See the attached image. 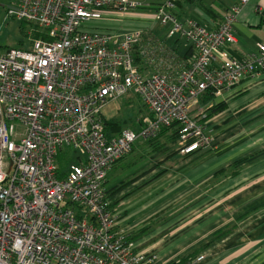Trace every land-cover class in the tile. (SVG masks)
<instances>
[{"label":"built area","instance_id":"2783aa9c","mask_svg":"<svg viewBox=\"0 0 264 264\" xmlns=\"http://www.w3.org/2000/svg\"><path fill=\"white\" fill-rule=\"evenodd\" d=\"M249 1L208 29L181 19L178 0H163L149 12L167 28L162 36L153 26L95 27L106 10L124 14L151 0H17L9 8L7 17L34 29L30 49L0 52V264H175L137 251L118 229L108 174L138 141L174 125L182 155L212 146L201 100L264 72V43L242 59L226 49ZM170 41L191 44L192 54ZM131 94L145 107L139 129L108 137L104 110ZM60 154L72 158L63 179Z\"/></svg>","mask_w":264,"mask_h":264},{"label":"crops","instance_id":"0c3cea01","mask_svg":"<svg viewBox=\"0 0 264 264\" xmlns=\"http://www.w3.org/2000/svg\"><path fill=\"white\" fill-rule=\"evenodd\" d=\"M237 2L178 0L176 13L214 29ZM117 15L106 10L95 27L113 32L115 27L104 24ZM234 31L237 43L227 51L241 59L254 54L264 43V0L242 7ZM169 43L183 56L192 54L187 42ZM214 103L225 108L212 116L206 112L210 148L182 155L178 138L142 140L115 164L107 184L118 229L137 251L156 253L162 262L264 264V72L224 91ZM200 256L205 259L196 262Z\"/></svg>","mask_w":264,"mask_h":264},{"label":"rangeland","instance_id":"374dc122","mask_svg":"<svg viewBox=\"0 0 264 264\" xmlns=\"http://www.w3.org/2000/svg\"><path fill=\"white\" fill-rule=\"evenodd\" d=\"M17 0H0V52L10 49H30L32 38L29 36V31L34 27L27 23L20 22L13 18L7 17L9 8L15 4ZM143 17L148 22L146 25L141 24L140 20L135 19ZM114 19L104 25L115 27L114 31H122L125 29H140L143 26H153L158 35L165 33L167 28L153 21V13L138 9L128 13H121ZM186 44V43H185ZM145 112V107L141 104L140 99L131 94L125 98L113 103L103 112L105 119L119 122L122 129H139L140 116ZM141 141V140H140ZM179 143V142H178ZM71 156L60 154L58 163L60 165L59 179L64 178V171L71 162Z\"/></svg>","mask_w":264,"mask_h":264},{"label":"trees","instance_id":"16d2710c","mask_svg":"<svg viewBox=\"0 0 264 264\" xmlns=\"http://www.w3.org/2000/svg\"><path fill=\"white\" fill-rule=\"evenodd\" d=\"M162 1L163 0H151L150 2L151 5L148 7L145 6L144 8H142V10L146 12H150L151 10L155 9L156 6L160 5ZM34 37H40V36L38 33L35 32ZM215 98L216 97L210 93L207 95V97L201 100V106L206 108V112H208V114L210 113L209 114L210 116L222 111L225 108L223 103H214ZM104 121L106 126V134L108 137L115 136L123 131L122 126L119 122L113 120H107L105 119V117H104ZM175 126L176 125H174V127L172 128H164L157 138L159 139L162 137H166L168 140H176L178 138V129Z\"/></svg>","mask_w":264,"mask_h":264}]
</instances>
